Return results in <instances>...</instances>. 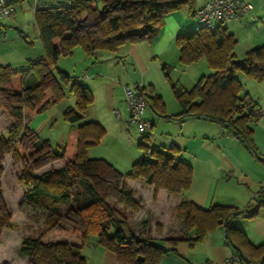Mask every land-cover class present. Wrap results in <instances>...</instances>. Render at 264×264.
<instances>
[{
  "label": "trees",
  "instance_id": "16d2710c",
  "mask_svg": "<svg viewBox=\"0 0 264 264\" xmlns=\"http://www.w3.org/2000/svg\"><path fill=\"white\" fill-rule=\"evenodd\" d=\"M95 1L73 0L71 8L37 6L33 22L43 56L29 61L28 67L22 70L0 63V109L11 120L6 137L0 136V162L5 154L22 161L18 153L21 137L30 134L37 138L27 126L31 116L42 113L67 95L75 99L77 107V111L68 108L63 113L71 124L66 144L52 148L46 141L33 143L34 149L46 147L39 155L41 160H62L66 164L40 175L34 173L33 163L23 164L17 177V184L23 190L22 202L41 213L44 225L38 237L23 239L18 248L27 258V264H86L82 248L89 235L94 236L95 246L112 252L119 262L158 264L173 249L158 245L150 235L136 236L122 213L108 202L110 192L117 191V204L135 211L139 205L122 179H143L153 186V198L158 189L170 195H185L192 185V166L175 159L181 149L174 144L168 148L169 152L151 149L146 136L139 143L145 155L124 174L104 159L89 158L88 148L99 143L105 130L96 121L82 123L93 102L92 93L81 80L59 71L56 64L60 57L70 56L76 47L91 56L97 51L116 53L121 45L135 43L142 36L151 43L158 37L167 15L187 5L191 10L195 0H99L100 9L95 7ZM85 18L91 20L88 25L83 23ZM195 25L196 20L193 30L174 37L179 62L188 65L204 58L213 73L201 76L190 89L179 82H170L181 109L171 116L165 114V104L154 88L144 87L141 94L146 109L178 122L192 118L221 125L260 160L249 124L257 122L264 114L255 116L254 112L261 108L249 98L240 97L243 87L237 74L254 82L264 81V45L249 49L243 59L238 60L234 53L237 41L228 26L196 30ZM76 123L80 124L75 126ZM73 138L76 147L70 153L68 144ZM2 172L0 165V176ZM261 210L264 211V186L257 191L254 204L242 209L226 205L201 208L183 198L176 206V217L183 232L193 233L191 238L183 239L190 246L202 242L208 233L221 227L225 243L239 255L240 264H264V243L253 245L242 230L231 225L232 219L254 218ZM66 214L74 218L73 236L48 239L49 234L61 228ZM10 218L11 213L6 211L0 194V235L2 228L10 227Z\"/></svg>",
  "mask_w": 264,
  "mask_h": 264
},
{
  "label": "rangeland",
  "instance_id": "374dc122",
  "mask_svg": "<svg viewBox=\"0 0 264 264\" xmlns=\"http://www.w3.org/2000/svg\"><path fill=\"white\" fill-rule=\"evenodd\" d=\"M247 1L253 5L254 12L257 13L258 18L256 17L257 20L253 23L250 21L248 24H246V32L243 30L244 28L241 30L237 29V31H240V34H238V41L235 44L234 53L238 60L243 59L246 51H248L251 47L256 46V43H254L251 36H256L255 40H262V38L264 40V0ZM204 2L205 0H195L192 7L195 8L198 5L201 7ZM95 7L100 9L101 3L99 0L95 1ZM198 7H196L195 10ZM182 8L183 9L179 10L177 13L179 16L178 19H181L182 17V21L185 19L186 22L188 19L191 21V19L187 18L186 16L189 6L187 5ZM24 18V26L27 28V33L30 35V38H32V21L28 19V16H25ZM90 21V18H85L83 23L84 25H88ZM9 23H11V21ZM192 26V24L189 25L191 30H193ZM232 26V28H237L235 23L232 24ZM13 27L14 26L12 24V28ZM162 29L163 26L160 29L159 35L161 34ZM9 34H15V32L10 31ZM260 40L257 42H262ZM172 44L173 46H171V51L174 49V47L177 48L174 38L172 39ZM142 45L146 46V43L140 44V47ZM31 48L32 46H30V49ZM32 49L33 51L34 49L36 50V48ZM73 53L74 55L72 58L69 56L60 57L56 64V68L59 71H75V75H79L84 71L86 72V78L83 79H89L87 82H85V84L92 92L93 102L88 106L87 115L84 120H82V123L98 120L102 125L100 123L99 124L105 130V134L99 143L90 145L87 150V156L94 159H104L120 174L128 172L132 164L145 155L143 148L139 147V143L143 141V136L147 137L145 140L151 149L156 148L169 152L168 148L173 144L174 138L179 134L178 121L162 118L160 116L156 117L149 108L145 109L143 114L144 119L148 120L150 123L148 133L141 134L133 126L126 127V123H124L123 120H125V122L127 121L128 112L126 119H124L123 114H118V111H121L122 108L126 107V104L124 105L125 93L123 103V95L121 92L122 89L124 92V87H126L123 86L125 84V81L122 78L124 74L129 73L131 79L138 80L135 84L129 86V88L136 84H140V90L142 91L144 87H149L148 84H153L157 92L162 96V100L165 104V114L171 116L178 114L181 109L172 94L170 82H182V85H184L187 89H190L195 85L196 81L201 76H208L213 73V70L208 66L204 58H201L198 61L188 65L181 64L179 62V53L175 56L169 55V59L166 61L168 63H164L158 58L152 59L151 56L150 60H147L146 63H144L143 70L145 73H141L139 68H136V71L134 72L133 68L129 65L130 61H128V63H124L119 62L118 59L113 60L114 65L103 63L97 66L99 69L95 70L96 66H93L94 64L89 65L85 64V62H83L82 65L77 64V61H80L82 56L85 57V54L80 47H76ZM118 63H120L119 66H117ZM122 63H124V65H122ZM163 66H166V68H163ZM26 67L15 69L22 70ZM112 70H114L116 75L111 74L110 71ZM53 72L55 75H57L56 70ZM237 79L240 81L243 87L240 97H246V99L249 98L251 102L258 103V105L262 108L261 110L264 112V81L254 82L240 73L237 74ZM112 92L117 98L120 97V107L122 108L110 104ZM68 108H73L77 111L75 99L69 95L49 106L42 113L31 116L27 122V126L34 131L37 138L30 134H24L21 137L20 143L18 145V153L21 155L22 161H15L11 154H5L0 162V165L3 169V172L0 176V194L3 199V204L5 205L6 211L11 213L10 227L8 229L2 228L1 230L0 264H27V258L19 253L18 248L23 239L36 238L44 230L41 213L35 211L22 202L23 190L17 184V177L20 174L23 164L33 163V171L35 174L45 170L59 168L66 164V162L62 160H41L39 155H42L46 151V147L34 149L33 143L34 141H38L39 143L46 141L52 148L60 147L66 144L70 138L71 124L65 120L63 113ZM10 124L11 120L8 118L6 112L3 109H0V136L6 137L7 129ZM78 124L80 123H76L75 126ZM255 124L256 123L251 121L249 125L251 127H255ZM68 145L69 152H74L76 147L75 139H71ZM243 151L246 153L245 150ZM180 153L175 156L176 160H182V153ZM34 159L40 160L33 162ZM132 188L133 190L135 189L133 186ZM110 193L111 197L109 198V201L112 205H114L116 203L115 199H117L118 193L115 190ZM132 196L136 201V194L134 195L132 193ZM115 207L120 213H122V216L126 219L128 226L132 229L135 235L136 232H140V237H146L149 236L151 232L154 236H156L158 234H156V232L160 231L157 227V230L152 229L153 227L150 231L147 230L146 227H148L147 224L149 223V218L148 216H144L142 214V210L139 211L141 209L140 205L135 211H131L129 208L124 207L121 204ZM145 207L146 206L144 205V211ZM174 215L176 217V209L174 212H172L173 218ZM73 229H75L74 218L66 214L61 228L49 234V237L47 238H71L73 236L71 235ZM182 233L187 236V238H191L190 231H182ZM151 238L155 243L162 246L163 248L173 250L175 249V246L166 241L164 238ZM183 239L184 238L180 237L179 239H176L174 243L178 244L179 248H181L180 244H184L185 247L189 248V242ZM94 241V236L89 235L85 246L82 248V255L87 260L86 264H100V260H96V252L94 250L96 246H93ZM198 249L201 252L203 251L202 246H199V248L197 247L194 250L197 251Z\"/></svg>",
  "mask_w": 264,
  "mask_h": 264
},
{
  "label": "crops",
  "instance_id": "0c3cea01",
  "mask_svg": "<svg viewBox=\"0 0 264 264\" xmlns=\"http://www.w3.org/2000/svg\"><path fill=\"white\" fill-rule=\"evenodd\" d=\"M66 1L68 0H20L15 2L14 0H7L9 3H13L14 14L10 18L0 21V63L15 69L28 67L29 61L42 57L43 50L41 45H37L40 42L33 22L34 10L39 5L59 6ZM195 8L192 7L191 10L188 8L186 12L187 18H190L191 21L189 19L187 22L186 19L182 21V17L178 19L177 13L179 10L167 15L164 18L161 34L151 43L147 42L146 36H142L135 43L121 45L116 53L97 51L93 55L88 56L83 52L85 57L82 56V59L77 61V64L82 65L83 62L89 65L94 64L93 66H96L95 70H97L99 69L97 68L98 65L103 63L114 65L113 60L118 59L119 62L124 63L130 61L129 65L134 72L136 68H139L141 73H145L143 70L144 63L150 60L151 56L152 59L158 58L164 63H168L166 61L169 59V55L175 56L179 53L178 48L175 47L171 51V46H173L172 39L179 33L191 30L189 25H193L192 29L194 27V14L198 9L195 10ZM25 16H28V19L32 21V38H30L27 33L28 30L24 26ZM256 17L258 18V15L253 8L241 20L232 21L227 29L238 41L240 31H237V29L241 30L244 28L243 30L246 32V24L250 21L252 23L256 21ZM10 21L11 23H9ZM234 23L236 24V29L232 28ZM10 31L15 32V34H9ZM251 37L256 43V46L251 48L264 45L263 38L262 40H255L256 36ZM259 40L262 42H257ZM143 43H146V46L142 45L140 47V44ZM30 46L36 48V50L34 49L33 51ZM74 49L69 56L71 58L74 55ZM62 72L79 79L83 76V73L86 74L85 71L79 75H75V71L67 72L63 70ZM110 72L112 75H116L114 70ZM122 78L125 81L123 86L128 87L138 81L131 79L129 73L124 74ZM80 80L87 87L85 82L89 79L81 78ZM148 85H152L155 93L162 98L153 84L150 83ZM121 92L124 103L123 89ZM119 100L120 97L117 98L112 92L110 104L120 107ZM256 104L261 108L258 103ZM118 114H123L124 119H126V107L118 111ZM154 116L157 117L155 114ZM123 121L125 123V120ZM96 122L101 124L98 120ZM257 122H255V127H250L253 131V140L257 146L260 160L251 155L243 144L232 135V132L221 125L192 118L179 122V134L174 138L173 144L181 149L182 160L189 163L193 171L192 185L185 195H170L165 190L158 189L155 198H153V186L147 185L143 179L136 181L130 179L121 180L134 195L136 194V202L141 206L139 211L142 210V214L148 216L147 230L150 231L152 227V229H156V226L160 230L158 232L155 231L156 234L158 233L156 236L150 232V236L160 239L164 238L175 246V249L164 255L158 264H222L224 259L232 252L231 248L225 243V234L221 227L208 233L198 245L195 244L196 246L193 245L188 248L184 244H180L181 248H179V245L174 243V241L180 237L187 238V236L182 233L181 225L175 215L174 218L172 217V212L175 211L177 204L183 198H187L201 208H208L212 205H226L242 209L254 204L257 191L264 186V115ZM46 171L48 170L39 172L36 175ZM132 186L135 187L134 190ZM108 202L111 204L109 200ZM117 205L120 204L116 202L113 206ZM144 205L146 206L145 211ZM231 225L242 230L253 245L257 246L264 243V211L261 210L258 216L254 218L237 217L232 219ZM139 233L136 232V236H139ZM192 236L193 233L190 234V237ZM199 246L203 247L202 252L199 249L197 251L194 250L197 247L199 248ZM94 250L96 252V260L99 259L100 264H130L119 262L112 252L101 249L99 246H96Z\"/></svg>",
  "mask_w": 264,
  "mask_h": 264
},
{
  "label": "built area",
  "instance_id": "2783aa9c",
  "mask_svg": "<svg viewBox=\"0 0 264 264\" xmlns=\"http://www.w3.org/2000/svg\"><path fill=\"white\" fill-rule=\"evenodd\" d=\"M63 6L71 8L73 0L66 1ZM252 10L253 5L247 0H205L203 5L195 12V29L227 27L232 21L241 20ZM13 14L14 6L7 2V0H0V21L12 17ZM81 78H86V74L83 73ZM80 79L78 78V80ZM140 89V84H136L131 88L124 87L125 104L128 112V119L125 123L126 127L133 126L139 133L146 134L149 132L150 123L143 117L146 103ZM263 114L262 110L254 112V115L257 117H261ZM222 264H240V257L238 254L231 252Z\"/></svg>",
  "mask_w": 264,
  "mask_h": 264
}]
</instances>
